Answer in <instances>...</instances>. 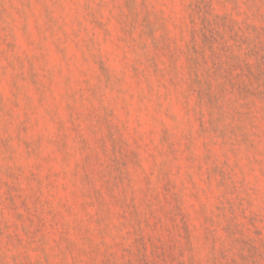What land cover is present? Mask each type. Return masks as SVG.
Here are the masks:
<instances>
[{"label": "rangeland", "instance_id": "rangeland-1", "mask_svg": "<svg viewBox=\"0 0 264 264\" xmlns=\"http://www.w3.org/2000/svg\"><path fill=\"white\" fill-rule=\"evenodd\" d=\"M0 264H264V0H0Z\"/></svg>", "mask_w": 264, "mask_h": 264}]
</instances>
